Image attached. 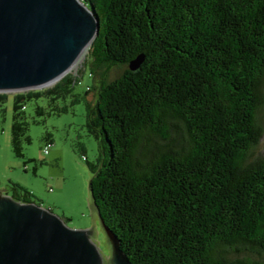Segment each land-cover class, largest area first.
Here are the masks:
<instances>
[{
	"label": "trees",
	"instance_id": "16d2710c",
	"mask_svg": "<svg viewBox=\"0 0 264 264\" xmlns=\"http://www.w3.org/2000/svg\"><path fill=\"white\" fill-rule=\"evenodd\" d=\"M81 1L99 23L87 53L99 78L86 104L98 149L88 190L128 262L264 264V155L252 157L264 0ZM42 95L14 94L16 156L30 142L24 104ZM12 199L32 203L20 188Z\"/></svg>",
	"mask_w": 264,
	"mask_h": 264
},
{
	"label": "water",
	"instance_id": "95a60500",
	"mask_svg": "<svg viewBox=\"0 0 264 264\" xmlns=\"http://www.w3.org/2000/svg\"><path fill=\"white\" fill-rule=\"evenodd\" d=\"M98 28L81 0H0V94L55 84L76 66ZM142 60L137 56L128 69ZM97 216L114 245V264H130ZM90 234L69 229L36 204L0 197V264H102Z\"/></svg>",
	"mask_w": 264,
	"mask_h": 264
},
{
	"label": "rangeland",
	"instance_id": "374dc122",
	"mask_svg": "<svg viewBox=\"0 0 264 264\" xmlns=\"http://www.w3.org/2000/svg\"><path fill=\"white\" fill-rule=\"evenodd\" d=\"M88 51L65 76L75 77V82L59 83L52 94L44 93L37 99L27 100L24 116L29 143H22V156H16L11 146L13 93H5L0 101V197L12 198L16 188L31 194L33 204L47 209L63 220L69 229L91 230L102 264H114V245L103 229L92 206L88 184V165L98 157L97 143L86 129V104L96 100L99 78L91 76ZM121 69L109 73L108 79L119 75ZM64 76V77H65ZM262 105L256 124L262 130L252 157L264 155V81L260 88ZM37 107L42 114H37ZM48 148V155L43 154ZM83 157L86 159H83ZM94 214V220L92 219ZM66 217L65 219H62Z\"/></svg>",
	"mask_w": 264,
	"mask_h": 264
},
{
	"label": "built area",
	"instance_id": "2783aa9c",
	"mask_svg": "<svg viewBox=\"0 0 264 264\" xmlns=\"http://www.w3.org/2000/svg\"><path fill=\"white\" fill-rule=\"evenodd\" d=\"M43 154H44V155H48V148H47V147L44 148V150H43ZM83 159H85V158L83 157Z\"/></svg>",
	"mask_w": 264,
	"mask_h": 264
},
{
	"label": "crops",
	"instance_id": "0c3cea01",
	"mask_svg": "<svg viewBox=\"0 0 264 264\" xmlns=\"http://www.w3.org/2000/svg\"><path fill=\"white\" fill-rule=\"evenodd\" d=\"M48 154H49V153H48ZM91 217H92L93 221H95V220H94V214H92ZM65 218H66V217H63L62 219H65ZM65 220H67V219H65ZM93 228H94V224H93V226L91 227V230H93Z\"/></svg>",
	"mask_w": 264,
	"mask_h": 264
},
{
	"label": "bare ground",
	"instance_id": "6f19581e",
	"mask_svg": "<svg viewBox=\"0 0 264 264\" xmlns=\"http://www.w3.org/2000/svg\"><path fill=\"white\" fill-rule=\"evenodd\" d=\"M88 51V48L84 50V54Z\"/></svg>",
	"mask_w": 264,
	"mask_h": 264
}]
</instances>
